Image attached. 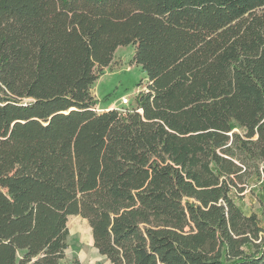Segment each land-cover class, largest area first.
Masks as SVG:
<instances>
[{
  "label": "trees",
  "instance_id": "16d2710c",
  "mask_svg": "<svg viewBox=\"0 0 264 264\" xmlns=\"http://www.w3.org/2000/svg\"><path fill=\"white\" fill-rule=\"evenodd\" d=\"M128 44L145 87L96 111ZM247 189L263 201L264 0H0V264H82L72 215L111 264H264Z\"/></svg>",
  "mask_w": 264,
  "mask_h": 264
},
{
  "label": "rangeland",
  "instance_id": "374dc122",
  "mask_svg": "<svg viewBox=\"0 0 264 264\" xmlns=\"http://www.w3.org/2000/svg\"><path fill=\"white\" fill-rule=\"evenodd\" d=\"M133 54L132 44L119 46L113 54L110 67L105 68L104 73L93 82L90 91L97 99L94 106L96 111H103L106 108H126L130 106L137 91L145 87L146 74L133 62ZM122 97L127 98L126 105L122 104ZM257 192L258 190L254 192L245 190L240 205L246 214L255 213L264 222V198L260 201ZM67 226L69 235L65 261L69 262L72 258H77L82 264H111L93 246L91 231L84 218L79 215L69 216Z\"/></svg>",
  "mask_w": 264,
  "mask_h": 264
},
{
  "label": "built area",
  "instance_id": "2783aa9c",
  "mask_svg": "<svg viewBox=\"0 0 264 264\" xmlns=\"http://www.w3.org/2000/svg\"><path fill=\"white\" fill-rule=\"evenodd\" d=\"M121 102H122V104H125L126 105L128 103V100H127V98H123L122 97L121 98Z\"/></svg>",
  "mask_w": 264,
  "mask_h": 264
}]
</instances>
